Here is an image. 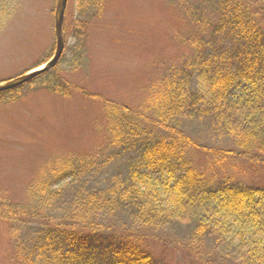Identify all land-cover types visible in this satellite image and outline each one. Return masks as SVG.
I'll return each instance as SVG.
<instances>
[{
    "label": "trees",
    "instance_id": "1",
    "mask_svg": "<svg viewBox=\"0 0 264 264\" xmlns=\"http://www.w3.org/2000/svg\"><path fill=\"white\" fill-rule=\"evenodd\" d=\"M199 2L185 10L197 31L188 40L192 55L156 79L138 106L103 102L106 145L121 165L106 173L95 154L53 158L24 201H0V218L17 238L13 264H164L148 244L178 227L188 249L230 250L239 264H264V187L215 181L197 169L190 152L211 151L185 130L210 125L240 157L264 160V0ZM10 5L0 0V16ZM78 8L82 23L92 17L82 14L102 13L103 0H78ZM46 73L0 92V102L14 101ZM46 84L67 93L53 78Z\"/></svg>",
    "mask_w": 264,
    "mask_h": 264
},
{
    "label": "rangeland",
    "instance_id": "2",
    "mask_svg": "<svg viewBox=\"0 0 264 264\" xmlns=\"http://www.w3.org/2000/svg\"><path fill=\"white\" fill-rule=\"evenodd\" d=\"M199 1L103 0L101 14L81 15L92 16L81 18L85 26L81 33L78 0H67L64 47L57 67L23 88L14 101L0 102V201H24L28 184L53 158L95 154L101 165L107 163L106 173L121 165L123 158L106 145L103 102L138 106L156 79L192 55L188 40L197 31L185 10L196 9ZM56 4V0H11L9 13L0 16V82L52 57ZM52 78L66 94L46 89ZM185 130L211 151L190 152L197 169L214 175L215 181L264 187L261 157H240L231 139L210 125H186ZM226 149L236 155L217 154ZM175 232L148 244L160 262L239 264L230 250L188 249L186 242L181 243L184 227ZM20 233L18 239L27 243V229ZM16 240L9 223L0 218V264H13Z\"/></svg>",
    "mask_w": 264,
    "mask_h": 264
},
{
    "label": "water",
    "instance_id": "3",
    "mask_svg": "<svg viewBox=\"0 0 264 264\" xmlns=\"http://www.w3.org/2000/svg\"><path fill=\"white\" fill-rule=\"evenodd\" d=\"M66 3L67 0H57L54 12L55 51L53 53V56L40 67L33 69L13 80L1 83L0 92L7 91L16 88L22 84H25L33 78L46 73L57 64L63 52L62 24Z\"/></svg>",
    "mask_w": 264,
    "mask_h": 264
}]
</instances>
